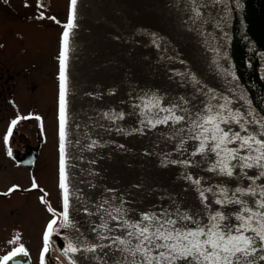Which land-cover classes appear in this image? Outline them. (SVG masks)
<instances>
[{
  "label": "water",
  "instance_id": "95a60500",
  "mask_svg": "<svg viewBox=\"0 0 264 264\" xmlns=\"http://www.w3.org/2000/svg\"><path fill=\"white\" fill-rule=\"evenodd\" d=\"M70 14L67 193L62 189L69 220L65 226L63 217L52 233L66 262L127 264L132 257L113 238L135 244L127 236L135 229L125 221L141 223L145 214L171 217L180 229L207 228L216 212L228 217L222 223H237L241 206L229 200L251 207L258 197L235 189L259 192L264 169L241 168L229 158L233 176L222 174L216 164L223 157L208 150L214 142H205L196 125L211 107L229 118L222 128L236 132L243 125L264 139V0H76ZM173 113L184 119L158 122ZM70 243L76 252L67 251ZM48 250L47 241L45 264ZM2 264L31 260L16 253ZM256 264L264 260L257 256Z\"/></svg>",
  "mask_w": 264,
  "mask_h": 264
},
{
  "label": "flooded vegetation",
  "instance_id": "af4514ba",
  "mask_svg": "<svg viewBox=\"0 0 264 264\" xmlns=\"http://www.w3.org/2000/svg\"><path fill=\"white\" fill-rule=\"evenodd\" d=\"M0 2L9 10V21L19 17L37 23L43 30L40 34L44 42L39 47L21 49L19 53L13 52L5 42L13 39L15 33L0 38V213L9 208L10 214L16 215L17 224L29 226L32 237L43 245L37 252L42 256L44 236L50 230L48 224L55 219L53 227H58L63 220L59 167V76L65 24L61 28L55 26V20L50 17L55 11H48L43 1L36 3L42 9L40 11L25 2ZM68 14L69 0L67 18ZM13 120H17L15 126L11 123ZM9 128L12 129L10 135ZM25 201L28 203L21 205ZM36 226L40 227L34 235ZM17 253L33 257L31 250L20 249ZM49 256L61 257L53 246Z\"/></svg>",
  "mask_w": 264,
  "mask_h": 264
},
{
  "label": "snow or ice",
  "instance_id": "6c2138e0",
  "mask_svg": "<svg viewBox=\"0 0 264 264\" xmlns=\"http://www.w3.org/2000/svg\"><path fill=\"white\" fill-rule=\"evenodd\" d=\"M74 6L76 0H71ZM73 27V15L70 14L69 22L65 25V32L63 33L62 48L60 53V187L67 193L64 173V138H65V89H66V52H67V38L69 36L68 29ZM223 109V105L220 106ZM207 114L201 117L202 123L196 125L202 129V136L206 142L209 138L214 142V146L208 150L214 152L218 157H223L217 161L216 168L226 176H233V168L235 164L229 166V158L236 161L241 168H252L254 166L264 169V139H257L256 136L247 134V128L241 125V131L232 132L231 129L221 127V124H228L229 118L223 116L220 112L213 113L211 107L206 110ZM39 119V117H37ZM169 119H174L176 122L184 119L182 116L175 115L166 116L160 123L166 122ZM240 123V121H236ZM12 125L15 126L17 120H13ZM264 127V125H262ZM12 129L9 128V135ZM241 132L246 133L242 135ZM264 137V132L260 133ZM7 141V136L5 137ZM239 147L228 148L227 145L237 143ZM205 143L200 144V150L204 151ZM246 154L241 155V151ZM9 155L11 151L9 150ZM215 170V168L213 169ZM264 176V171L260 172ZM199 183V181H197ZM35 186V184H34ZM14 189H9L12 191ZM235 193L243 195H251L258 197L253 201L251 207L246 201L229 200V203L240 205V209L235 215V224L222 223L228 217L221 212H216L211 217V225L207 228L197 227L195 229L185 228L180 229L176 227L177 221L169 217L162 219V217L147 214L142 216V222L148 223H134L127 227L135 229L129 231L127 236L134 238L136 243L133 244L132 239H124L121 237L113 238V243L119 244L123 247L119 248L121 252H127L131 260L127 264H176L178 260L189 261V264H256V258L259 256L260 260H264V255L259 253L264 252V187L259 192L254 188H240L235 189ZM203 196V193H201ZM217 203H221L217 200ZM49 211H52L49 208ZM119 211V210H118ZM64 220L65 226L69 220L68 217V197L64 196ZM113 219H116L113 217ZM184 220L191 219L185 215ZM56 224V220H52L48 224L51 229ZM250 233V234H249ZM107 239V237H102ZM45 251H47L48 233H45ZM96 246L87 250L94 251ZM78 249L73 247L70 243L68 252H76ZM20 249L14 250L13 253L3 257L4 261L9 260ZM156 252L153 255V252ZM67 254V253H65ZM139 255L142 260H137ZM43 264V258H42Z\"/></svg>",
  "mask_w": 264,
  "mask_h": 264
},
{
  "label": "rangeland",
  "instance_id": "374dc122",
  "mask_svg": "<svg viewBox=\"0 0 264 264\" xmlns=\"http://www.w3.org/2000/svg\"><path fill=\"white\" fill-rule=\"evenodd\" d=\"M14 1L33 4L38 11L42 9L39 7V4L36 5V3L43 1L44 6L48 11H55L56 15L52 14L50 17L52 20H55V26L57 28H61L63 24L67 23V0ZM8 11L9 10L6 9V7H4L0 2V38L15 33V37L13 39L5 40L8 47L11 48L15 53H19L21 49L31 50L32 48L39 47L44 41L40 34L43 30L39 28L38 24L30 20L20 19L19 17L13 18L12 21H9L10 17ZM19 16H22L21 12L19 13ZM27 203L28 202L25 201L21 205H25ZM8 209L9 208L3 211V213H0V219H4L0 220V262L2 261V258L7 254V252L19 248L24 250H31L33 252V264H42V259L39 256L40 254L37 253L42 249V244L39 243L37 238L32 237V232L28 230L29 226L24 227L16 223V215H11ZM36 227H34V229ZM39 227L40 226H38L34 230V235L38 232ZM49 260H51L52 264H66L61 260V258L51 257V259Z\"/></svg>",
  "mask_w": 264,
  "mask_h": 264
}]
</instances>
